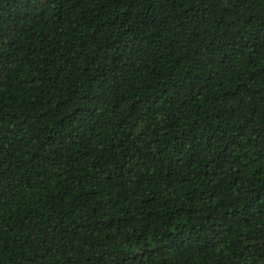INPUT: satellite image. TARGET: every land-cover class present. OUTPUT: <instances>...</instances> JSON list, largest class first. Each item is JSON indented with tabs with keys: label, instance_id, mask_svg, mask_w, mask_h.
Instances as JSON below:
<instances>
[{
	"label": "trees",
	"instance_id": "trees-1",
	"mask_svg": "<svg viewBox=\"0 0 264 264\" xmlns=\"http://www.w3.org/2000/svg\"><path fill=\"white\" fill-rule=\"evenodd\" d=\"M0 264H264V0H0Z\"/></svg>",
	"mask_w": 264,
	"mask_h": 264
}]
</instances>
